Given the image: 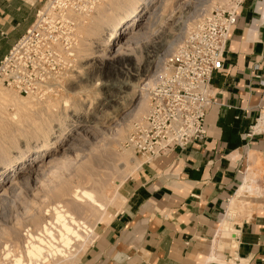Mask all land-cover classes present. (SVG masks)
<instances>
[{"label": "rangeland", "instance_id": "rangeland-1", "mask_svg": "<svg viewBox=\"0 0 264 264\" xmlns=\"http://www.w3.org/2000/svg\"><path fill=\"white\" fill-rule=\"evenodd\" d=\"M46 1L41 0L35 10L40 11ZM222 3L108 0L78 19L75 70L59 73L56 92L48 99L19 96L0 86V96L19 101L28 116L20 130L12 126L0 131V174L4 173L0 179V264H17L19 257L28 264L23 253L29 242L26 235L38 237L42 223L52 222L51 231L59 239L61 227L52 221V209L59 203L75 218L96 225L97 237L100 227L121 211L120 188L143 165L126 145L133 126L148 115L149 102L142 88L183 46L197 24L192 21ZM138 5L143 10L133 26L128 24L120 28L117 38L110 37L115 24ZM141 100L144 112L136 109ZM13 105H0L4 112L0 125L13 121ZM119 154L125 159H119ZM33 155L40 156L39 162L26 159ZM21 160L25 162L19 164ZM125 165L137 170L123 175ZM104 186L113 200L104 210L91 213L87 200L76 202L77 191L82 190L100 199L99 189ZM35 216L41 218L38 226L31 220ZM12 232L18 233L19 244L8 240ZM45 241L51 240L45 237ZM6 249L11 253L8 259L3 255ZM14 256L19 257L15 260Z\"/></svg>", "mask_w": 264, "mask_h": 264}, {"label": "crops", "instance_id": "crops-1", "mask_svg": "<svg viewBox=\"0 0 264 264\" xmlns=\"http://www.w3.org/2000/svg\"><path fill=\"white\" fill-rule=\"evenodd\" d=\"M40 1L0 0V62ZM263 43L264 0H247L212 79L206 140L138 166L78 264H264V126L253 132L264 118Z\"/></svg>", "mask_w": 264, "mask_h": 264}, {"label": "built area", "instance_id": "built-area-1", "mask_svg": "<svg viewBox=\"0 0 264 264\" xmlns=\"http://www.w3.org/2000/svg\"><path fill=\"white\" fill-rule=\"evenodd\" d=\"M105 0H47L32 27L0 62V85L20 96L45 100L57 89L59 73L75 70L78 43L75 16H89ZM247 0H223L203 13L185 43L146 85L147 117L133 129L127 147L150 164L169 152L203 143L215 103L213 76L224 56L238 14ZM264 46V43H263ZM264 86V80H260ZM264 118L254 133H261Z\"/></svg>", "mask_w": 264, "mask_h": 264}, {"label": "bare ground", "instance_id": "bare-ground-1", "mask_svg": "<svg viewBox=\"0 0 264 264\" xmlns=\"http://www.w3.org/2000/svg\"><path fill=\"white\" fill-rule=\"evenodd\" d=\"M106 1H108V0H105L104 2H106ZM142 10H143L142 6L138 5L132 11H130L125 18H122L121 20H119L115 24L114 28L111 30L110 37L117 38L119 36V33H120L119 32L120 28H124L128 24L129 25L131 24L130 27H132L133 26L132 23H134L136 21V19L142 13ZM82 17L84 18L85 16H80V14H79V16L77 15L74 17V20H76V22H77L76 28L78 27V22H80L78 19L82 18ZM77 45H78V43H77ZM172 45L173 44H170L169 48ZM175 55H177V53L174 54L173 56H171L169 59L173 58ZM75 58H76V55H75ZM164 67H165V65H164ZM164 67L159 72L155 73L154 76L151 78V80L143 86L142 90H144V92H145V95L143 94V96H145L146 98H147V95H146L145 86L146 85L147 86L152 85L153 80L155 79L154 77L158 73L164 72V70H165ZM66 72H68V71H66ZM144 92L142 91V93H144ZM0 97H2V96H0ZM3 98L4 97L0 98V105L2 106L3 102L14 103L13 107H14L16 113L11 118V120H13V121L9 120L8 122H4L2 125H0V131L1 132H3V131L7 132L8 128L12 127V126L16 127V128H14V130H16L17 128L19 129L21 124H24L26 118L28 117V116H26V114H23V109L25 107L23 105H21L19 101H15L12 98H8V99H6V98L3 99ZM28 98L39 99L37 97H28ZM48 98H49V96L46 99H48ZM147 100H148V98H147ZM143 103L144 102L141 100L137 104L136 109H138L139 112L145 111ZM3 113L4 112L0 111V114L3 115ZM136 117H137V114H136ZM141 122H139V123H141ZM117 157L119 159H125V155H122V154H119ZM26 159L30 160L33 163H37L40 160V156H36V155L30 156V157L28 156V158H26ZM24 162L25 161L21 160V162L19 164H23ZM83 169H86V166H84ZM119 170H121V169H119ZM134 170L135 169H129L126 166V168L124 169L122 174L124 175L126 172H134ZM13 171H14V168L12 169V173H13ZM14 173H15V171H14ZM6 175H7V173H6ZM123 175H121V176H123ZM3 176H4V173H1L0 179ZM117 176H119V175H117ZM108 192H110V189L107 188L106 186L100 188L99 193L101 195V198L99 199V198H97V196L95 194L94 195L91 193L89 194V193L85 192L84 190L77 191V193L80 194V197L75 199V200H76V202H81L80 200L85 199L88 202V209H87L88 211H90L91 213L94 210L99 212V211L104 210L105 207L108 206V204L110 205L111 202L113 201L112 199H109ZM52 213H53L52 214L53 215L52 221L55 220L57 222V224H59V226L61 227V229L58 231V234L61 232V236H59L58 240H56L54 238L55 234H53V232L51 231V229L53 228L52 227L53 223L48 222V221L45 222V224L42 223L43 225L41 224L42 227H41V230H39L38 237H34L33 235H31L32 233L27 234L26 239L29 240V242H27L26 250L23 251V253L26 256L25 259L28 260V264H76L79 261L80 256L87 250V247L89 245H91L92 242L96 239V235L94 233V228L96 225L91 226L87 222V220H85L83 218H78V219L75 218L73 216V214L71 212H70L71 214L69 212H67L65 210V207L60 205V203L57 206L53 207ZM31 220L33 221L35 226L40 225L41 218L39 216L38 217L37 216L32 217ZM13 232L8 235V240L10 242L11 241H13V242L17 241V243L19 244L20 238H18V233H16L17 231L15 233H13ZM45 237L50 238L51 241H45ZM23 242H24V240H23ZM21 243H22V241H21ZM3 255L5 256V259L10 258L11 257L10 249H8V250L6 249V253L4 252ZM17 257H19V256H14V259L16 260ZM22 258H24V257H19L16 260V263L17 264H24V261L21 260Z\"/></svg>", "mask_w": 264, "mask_h": 264}]
</instances>
